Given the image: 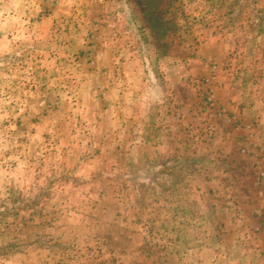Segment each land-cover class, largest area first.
Segmentation results:
<instances>
[{"label":"rangeland","instance_id":"374dc122","mask_svg":"<svg viewBox=\"0 0 264 264\" xmlns=\"http://www.w3.org/2000/svg\"><path fill=\"white\" fill-rule=\"evenodd\" d=\"M262 1L233 47L199 29L221 21L206 0H0V264H195L225 243L235 189L264 197L257 110L252 129L229 108L264 106Z\"/></svg>","mask_w":264,"mask_h":264},{"label":"crops","instance_id":"0c3cea01","mask_svg":"<svg viewBox=\"0 0 264 264\" xmlns=\"http://www.w3.org/2000/svg\"><path fill=\"white\" fill-rule=\"evenodd\" d=\"M194 1L196 2V0ZM206 1H209L210 8H215L213 11L215 14L212 15V20L218 19L219 17V20L221 21H212L209 23V25L200 22L198 26L201 31L211 30V32L215 33V39H217L215 42H218L219 40V42L222 43L223 41L219 36V33L221 34L222 32H230L232 34H228L229 39L226 38L227 44L230 42L233 47H238L239 45L237 42L240 44V42L244 41V38H248V35H244V32L253 31V28L251 27L252 22H250V20H253L251 16H255L257 21L258 17L259 19L261 18L262 10L259 11V0ZM249 3H252V7L247 6ZM262 3L264 4V0ZM223 17L231 21L233 27L230 30L226 29L227 31H225L220 28ZM259 27H257L258 30ZM239 32H241L242 36L233 34ZM230 36L233 38H230ZM233 81L234 78L232 82ZM262 88L264 89V87ZM262 88H259L256 93L259 96H264ZM252 93H255V91H252ZM239 97L240 101H235L234 104L229 108H231L232 112L236 113L235 116H237L242 124H247L245 122V117L247 116L248 112L257 110L258 118L255 120V124L253 126H259L256 131H259V134L262 136L263 140L264 133L262 132L264 131V128L261 125L260 117L262 111H264V106L260 103L258 107L250 105V103H241V101L244 100V96ZM247 125L248 127L252 128L251 124L248 123ZM223 128H226L225 125H222L221 129ZM224 138L227 141L230 136H226ZM235 141L239 142L238 139H235ZM243 141L244 140H241V142ZM245 152L246 149L244 150V153ZM252 152H256V150H252ZM242 189L243 188H241V190ZM235 190L238 197L235 196V199L228 201L225 205V209H227L225 215H227L228 218L226 217L223 226H225V230L228 229L227 232L223 233L219 230L222 228V224H219L221 227L215 226L217 225V218L215 219V223L212 225L217 229H211L212 235L210 236L215 237L216 239L217 234L219 237L225 240V243L218 244L216 247H209L208 249H205V251H207V258L204 259L202 258V256H204L203 248L197 250L195 264H264V197H257V191L248 190L249 193H247L242 190L243 197L240 195V191H238V189ZM218 203L219 202L216 200L215 205H211L209 207V211H211V213L213 212L215 215L217 214V210H219ZM222 204L224 203L222 202ZM228 211L230 214H228ZM181 262L182 260L178 258L177 264H183Z\"/></svg>","mask_w":264,"mask_h":264}]
</instances>
